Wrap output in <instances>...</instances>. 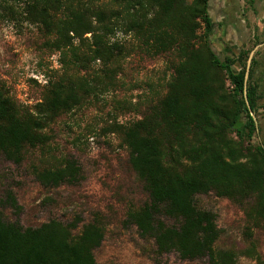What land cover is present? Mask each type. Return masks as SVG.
I'll return each instance as SVG.
<instances>
[{"label": "trees", "instance_id": "16d2710c", "mask_svg": "<svg viewBox=\"0 0 264 264\" xmlns=\"http://www.w3.org/2000/svg\"><path fill=\"white\" fill-rule=\"evenodd\" d=\"M18 1L28 20L56 35L58 50H70L73 39L82 44L91 34L92 59L100 60L107 74L126 57L123 47L104 42L116 27L131 32L147 52L174 53L177 62L166 94L141 119L113 128L148 193V201L131 209L127 221L143 238L154 239L159 256L177 253L182 260L238 264L235 253L217 248L222 229L216 214L196 204L197 195L213 192L244 208L249 245L242 252L261 264L253 229H264V147L249 143L258 130L252 115L258 86L248 81L246 63L238 72L232 68L245 62L246 53L221 60L212 48L215 23L209 0H109L114 9L98 6L103 0ZM81 99L72 83L50 82L34 113L0 88V152L19 164L30 149L44 148L49 122L72 111ZM35 175L45 186H58L78 181L80 168L67 159L61 166L37 169ZM8 199L19 209L12 194ZM163 216L177 224H166ZM78 223L53 219L24 228L0 213V264H98L94 251L104 241V228L92 222L75 234Z\"/></svg>", "mask_w": 264, "mask_h": 264}, {"label": "rangeland", "instance_id": "374dc122", "mask_svg": "<svg viewBox=\"0 0 264 264\" xmlns=\"http://www.w3.org/2000/svg\"><path fill=\"white\" fill-rule=\"evenodd\" d=\"M229 4L230 9L239 13H211L217 20L211 46L221 60L236 59L246 53L245 62H237L232 68L238 72L241 64L246 63L247 78L252 83L255 62H264V49L262 56L259 51L253 54V47L264 42V35L256 33L264 2L232 0ZM98 6L116 7L109 0ZM28 19L22 1L0 0V88L34 113L50 82L72 83L80 89L82 102L49 122L44 129L48 144L30 149L21 163L0 152L3 219L24 228L38 227L53 219L66 224L78 220L75 234L84 225L97 222L105 231L104 241L94 251L98 264H209L206 258L182 260L177 253L159 256L154 239L143 238L137 227L127 221L131 209L148 201V193L130 165L128 148L113 128L115 124L126 125L141 119L166 94L167 80L177 62L174 53L158 56L147 52L131 32L116 27L103 39L108 45L123 47L126 57L107 74L102 62L92 59L91 34L84 36L82 44L73 39L70 50H58L53 44L56 35ZM218 23L233 27L229 37L222 34ZM85 83L87 86L82 89ZM260 85V98L252 114L258 130L249 143L264 147V81ZM225 89L232 91L229 81ZM67 159L79 166L78 181L45 186L36 178L35 170L61 166ZM9 194L16 198L19 209L11 205ZM195 201L199 208L217 216L222 229L217 248L235 253L238 264H256V260L242 252L249 245L244 208L213 192L197 195ZM162 220L168 225L177 224L164 216ZM253 240L264 264V229H253Z\"/></svg>", "mask_w": 264, "mask_h": 264}, {"label": "crops", "instance_id": "0c3cea01", "mask_svg": "<svg viewBox=\"0 0 264 264\" xmlns=\"http://www.w3.org/2000/svg\"><path fill=\"white\" fill-rule=\"evenodd\" d=\"M232 0H209V12H210V16L212 17L214 23L215 21H217L213 15L211 13H231V12H234V13H239L238 11H235V9H230V4ZM255 3H263L264 0H254ZM227 5V6H226ZM221 19V18H220ZM220 21V20H219ZM218 21V22H219ZM258 32L257 35H264V10L262 13L259 14V23H258ZM217 27L221 28V32L222 34H224L225 36L228 35L229 37V30L230 29H233V27L230 25V26H226L225 24H221V23H218L217 24ZM264 49V42H260V43H257L254 47H253V54L255 55L256 52L259 51V56H262V50ZM254 51H256L254 53ZM255 69L253 71V75H252V84H255L257 83V86L259 88V91L262 89L261 85H260V81H264L262 78H264V62L261 61L260 62V59L259 61H256L255 62Z\"/></svg>", "mask_w": 264, "mask_h": 264}]
</instances>
